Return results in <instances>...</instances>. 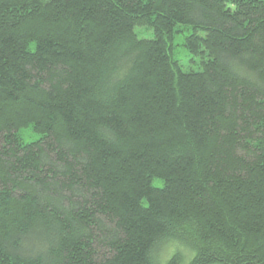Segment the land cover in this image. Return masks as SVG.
Here are the masks:
<instances>
[{
  "label": "trees",
  "instance_id": "1",
  "mask_svg": "<svg viewBox=\"0 0 264 264\" xmlns=\"http://www.w3.org/2000/svg\"><path fill=\"white\" fill-rule=\"evenodd\" d=\"M165 259L264 264V0H0V264Z\"/></svg>",
  "mask_w": 264,
  "mask_h": 264
},
{
  "label": "rangeland",
  "instance_id": "2",
  "mask_svg": "<svg viewBox=\"0 0 264 264\" xmlns=\"http://www.w3.org/2000/svg\"><path fill=\"white\" fill-rule=\"evenodd\" d=\"M184 32L176 33L174 38V48H173V56L180 61V64L182 65L183 69L186 71H199L201 69L200 65V59L199 57L193 56L187 48L183 45L184 36L188 33V29L184 27ZM136 33L141 38H152L153 37V31L148 30L147 28L143 26H137L136 27ZM22 133L29 139H36L38 137V134L34 133L31 129H24ZM155 184L158 186H162V181L160 179H156ZM175 246H170L167 252V255H170L174 250ZM178 248V247H177ZM182 250V253H187V259L190 257L191 253L185 251L183 247H180ZM166 259L163 260V264H165ZM190 260H186L185 264H188Z\"/></svg>",
  "mask_w": 264,
  "mask_h": 264
}]
</instances>
